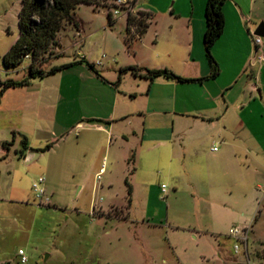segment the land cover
<instances>
[{"label":"crops","instance_id":"crops-1","mask_svg":"<svg viewBox=\"0 0 264 264\" xmlns=\"http://www.w3.org/2000/svg\"><path fill=\"white\" fill-rule=\"evenodd\" d=\"M130 1L133 2L131 10L145 12L149 22L146 32L135 37L128 46L125 41L128 12L123 13L122 40L130 49V57L116 59L103 54L101 59L92 60L88 53L79 50L73 59L61 63L54 60L53 65L73 64L4 92L6 96L12 90H19L15 96L21 99L19 120L13 131V136L20 137L16 153L23 161L36 162L50 153L63 137L75 134L76 147L60 153L58 158L60 165L72 169L87 172L98 169V173L104 169L102 161L109 157L113 162L122 157L128 163H137L138 168H154L172 164L180 157V168L191 181L199 184L204 179L208 181L207 198L212 203L243 205L246 208H242L240 216L257 221L262 213L260 198H250L249 193L258 194L260 185L253 188V182L264 178V62L262 45L254 42L256 35L264 42V36L257 33L264 23V0H225L224 32L212 47L219 74L191 82L163 76L150 80L142 76L144 71L140 76L130 71L120 75V70L128 66L168 68L187 78L208 76L211 68L204 48L207 0H172L162 6L159 0H150L144 5L140 4L142 0ZM116 21L113 18V22H109L111 28ZM69 24L58 33V45L54 48L59 52L56 59L64 54L59 49V38ZM77 28L79 30V26ZM83 58L93 63L98 73L86 62H80ZM107 59L113 65H106ZM73 75L80 77L79 90L84 94L77 108L80 115L74 120L60 121L58 114L64 101L68 103L66 110L73 109L72 103L67 101L75 92L76 82L68 79ZM24 76L8 79L19 80ZM139 98L143 99L134 107L131 102ZM23 135L30 149L20 154ZM4 141L13 142L5 148ZM11 141L1 139V146L9 150L15 139ZM52 141L49 149L38 150ZM215 143L221 146L217 148ZM2 153L0 149V155ZM46 165L49 168L51 164ZM136 169L134 166L131 172ZM45 180L42 201L51 203ZM126 183L129 184L128 179ZM150 186L152 184L148 186L147 200L151 197ZM132 192L135 195L134 187H131ZM161 193L163 198L168 196L167 184L161 185ZM132 199L133 196L130 205ZM231 211L237 212L235 207ZM235 226L248 228L249 238L244 250L249 257V239L250 234H255L254 225H233L229 236ZM241 249L240 244L239 251L235 252Z\"/></svg>","mask_w":264,"mask_h":264},{"label":"rangeland","instance_id":"rangeland-1","mask_svg":"<svg viewBox=\"0 0 264 264\" xmlns=\"http://www.w3.org/2000/svg\"><path fill=\"white\" fill-rule=\"evenodd\" d=\"M159 1L160 6L172 2ZM149 2L142 0L140 4ZM132 4L130 0L122 4L101 0L98 7L81 5L75 14L79 30L74 24L68 25L59 38V49L64 54L56 59L57 50L44 53L40 57L43 67L48 69L54 60L61 63L73 59L79 50L88 53L92 60L101 59L103 54L116 59L130 57L122 33L123 13L130 11ZM115 7L121 11L117 15L113 14ZM20 10L21 0H0V90L1 80L27 74L32 58L26 56L27 59L11 69L2 61L19 36ZM107 11L117 19L113 28ZM132 13L148 22L145 12ZM107 60L106 65H113ZM70 77L69 80L76 82L75 92L67 100L73 109L66 110L68 103L64 101L59 109L60 121L77 118L80 115L77 108L84 100L79 90L80 77ZM127 79L133 81L130 76ZM12 91L0 101V140L15 139L9 150L0 142L3 150L0 155V264H264V178L253 182V188L260 185L257 188L260 192L249 193L250 198H260L262 208L259 219L254 221L240 216L242 208H246L243 205L212 203L207 198L208 181L204 179L200 184L191 181L180 168V157L172 164L154 168H138L137 163L133 165L122 157L113 162L109 157L102 161L104 169L98 173V169L89 172L72 169L58 163L60 153L76 147L77 137L70 134L44 158L28 163L16 153L20 137L13 136V131L19 120L21 99L15 96L19 90ZM142 99L131 103L137 107ZM214 146L219 148L221 144ZM47 163L51 164L49 168ZM134 166L137 169L132 173ZM40 176L46 178L45 189L51 203L36 198L33 183ZM127 179L135 188V195L129 194ZM163 183L169 189L166 198L161 193ZM149 184H152L151 197L147 200ZM232 207L236 213L231 211ZM250 223L255 234H250L248 257L245 244L241 252H235V239L228 231L233 225ZM20 249L27 256L25 262L21 261Z\"/></svg>","mask_w":264,"mask_h":264},{"label":"trees","instance_id":"trees-1","mask_svg":"<svg viewBox=\"0 0 264 264\" xmlns=\"http://www.w3.org/2000/svg\"><path fill=\"white\" fill-rule=\"evenodd\" d=\"M93 4L99 6L101 0H21V10L19 11V28L20 35L5 52L2 57L4 66L7 69L16 68L20 65L26 56L31 55L32 58L28 65V73L19 80L8 79L1 82L0 101L4 92L12 87L25 86L30 84L34 78H43L54 74L63 68L73 64L65 63L60 65H52L48 69L43 67V60L40 59L46 52L53 53V49L58 45V33L66 24H74L79 26L78 20L75 17L76 9L82 4ZM225 0H207L205 7V18L207 28L204 33V48L210 64L211 72L206 77L187 78L176 74L168 68L150 69L146 67L128 66L120 70V75L130 71L134 76H140L141 71H144L142 76L153 80L156 77L163 76L172 78L181 82L200 81L208 78H215L219 74V65L212 54V47L224 32L225 17L223 5ZM109 22H113L111 11H108ZM149 26V22L139 18L131 11L127 14V31L126 44L130 46L135 37L142 36ZM134 28V32L132 31ZM58 56V55H57ZM80 62H86L87 65L96 71L93 63L85 58ZM96 73H98L96 71ZM11 142L4 141L2 145L8 148ZM22 149L20 154H23L25 149H30L27 142V137L22 136ZM53 145V142L45 145L44 148L38 150H47ZM32 149V148H31ZM128 191L131 194V187L128 184Z\"/></svg>","mask_w":264,"mask_h":264},{"label":"built area","instance_id":"built-area-1","mask_svg":"<svg viewBox=\"0 0 264 264\" xmlns=\"http://www.w3.org/2000/svg\"><path fill=\"white\" fill-rule=\"evenodd\" d=\"M116 2L118 4H122L125 2V0H116ZM129 12V11H128ZM120 13V8L119 7H115L113 14L117 15ZM254 42L257 46H261L262 45V54H261V60L264 62V42H263V38L259 35H256L254 37ZM44 177L40 176L38 178V180H36L33 183V189L35 191L36 194V198L42 200L43 195H44ZM162 190L165 191V185H163ZM230 234L232 236H234V238L236 239V243L234 245V249L236 252L239 251L240 248V244H245L247 242L248 239V228L244 227V228H240L238 226L232 227L230 229ZM19 253L21 254V261L25 262L27 260V256L25 255L24 251L22 249H20Z\"/></svg>","mask_w":264,"mask_h":264},{"label":"water","instance_id":"water-1","mask_svg":"<svg viewBox=\"0 0 264 264\" xmlns=\"http://www.w3.org/2000/svg\"><path fill=\"white\" fill-rule=\"evenodd\" d=\"M257 33L264 36V23L259 26Z\"/></svg>","mask_w":264,"mask_h":264}]
</instances>
